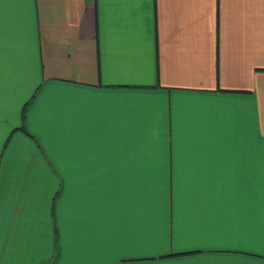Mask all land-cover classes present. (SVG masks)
Here are the masks:
<instances>
[{"label": "crops", "instance_id": "obj_1", "mask_svg": "<svg viewBox=\"0 0 264 264\" xmlns=\"http://www.w3.org/2000/svg\"><path fill=\"white\" fill-rule=\"evenodd\" d=\"M0 264H264V0H2Z\"/></svg>", "mask_w": 264, "mask_h": 264}, {"label": "rangeland", "instance_id": "obj_2", "mask_svg": "<svg viewBox=\"0 0 264 264\" xmlns=\"http://www.w3.org/2000/svg\"><path fill=\"white\" fill-rule=\"evenodd\" d=\"M226 106H229L228 105V103H224ZM231 105H237L235 102H231ZM228 111V112H231L230 111V109H225L224 108V111ZM233 111H234V108H233ZM252 115V110L250 111L249 110V112H248V115H245L243 112H242V110H241V116H251ZM28 150L29 149H24L23 148V151H24V155H27L28 156ZM19 152V151H18ZM69 160V159H68ZM229 229H227V230H225L224 231V235H223V238H222V241L220 240H213V242H206V245H215V244H217V245H222V246H231V245H234V243L232 242V240L231 239H229V238H227V237H229L228 235H229ZM258 241H259V239H257ZM256 240V241H257ZM216 241H219L218 243H215Z\"/></svg>", "mask_w": 264, "mask_h": 264}, {"label": "snow or ice", "instance_id": "obj_3", "mask_svg": "<svg viewBox=\"0 0 264 264\" xmlns=\"http://www.w3.org/2000/svg\"><path fill=\"white\" fill-rule=\"evenodd\" d=\"M0 3H2V0H0Z\"/></svg>", "mask_w": 264, "mask_h": 264}]
</instances>
